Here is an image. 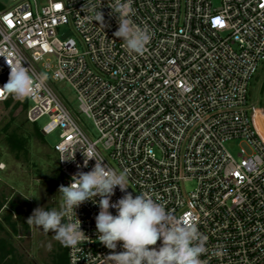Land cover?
Returning a JSON list of instances; mask_svg holds the SVG:
<instances>
[{"label":"built area","instance_id":"built-area-1","mask_svg":"<svg viewBox=\"0 0 264 264\" xmlns=\"http://www.w3.org/2000/svg\"><path fill=\"white\" fill-rule=\"evenodd\" d=\"M12 1L0 10V55L30 67L37 86L26 120L46 117L40 132L58 131L61 185L92 170L95 160L83 167L92 150L127 170L134 197L143 192L196 223L207 237L206 264H264V138L256 118H264V98L250 96L264 70V0H132L131 18L151 37L142 54L114 36L116 0ZM98 12L104 26L94 20ZM63 28L74 36L60 38ZM9 72L0 56V87ZM50 79L70 85L95 135ZM233 140L247 150L233 156L225 147ZM124 194L117 187L110 203ZM95 199L76 209L86 237L65 247L67 264H112L113 250L97 239Z\"/></svg>","mask_w":264,"mask_h":264},{"label":"clouds","instance_id":"clouds-1","mask_svg":"<svg viewBox=\"0 0 264 264\" xmlns=\"http://www.w3.org/2000/svg\"><path fill=\"white\" fill-rule=\"evenodd\" d=\"M132 0L121 3L116 0L114 13H118V30L114 36L120 38L130 54H142L150 41L147 28L135 24L131 18ZM96 22L104 26V17L98 12ZM3 56L10 69L7 82L0 87V100L9 96L24 101L33 95L37 86L30 73V67L23 66L19 58ZM40 82L48 79L46 73L40 74ZM83 167L95 160L91 171H78L72 176L68 186L60 185L59 209L38 207L28 217L30 226L41 228L45 233H54V239L64 247H75L85 240L81 230V221L76 209L86 201H98L100 211L95 217L97 239L106 248L113 250L107 256L112 264H206L201 259L206 255L207 237L199 232L196 223L177 217L167 210L157 199L140 192L135 197L127 192L129 186L127 170L117 171L99 158L92 150L83 153ZM75 159V153L70 161ZM79 168L80 166L77 165ZM123 193L115 203H110L115 189ZM116 209L113 215L109 209ZM161 241V246L155 247ZM118 242H122L123 251L116 253Z\"/></svg>","mask_w":264,"mask_h":264},{"label":"rangeland","instance_id":"rangeland-1","mask_svg":"<svg viewBox=\"0 0 264 264\" xmlns=\"http://www.w3.org/2000/svg\"><path fill=\"white\" fill-rule=\"evenodd\" d=\"M0 2L4 8L13 5L12 0ZM70 35L74 36L68 28L59 32L60 38ZM262 75L264 70L259 69L257 80L251 82L250 96L253 100L264 98V91L261 93L258 88ZM49 84L61 94L86 129L95 135L91 121L77 112L76 96L70 85L52 79ZM30 104L28 101V106ZM25 111L23 105L14 98L8 105L0 102V240L3 242L0 246V264L11 259H14L15 264H47L52 251L63 247L54 239L53 232L45 233L28 223L27 228L23 227L9 208V201L23 203L28 209L26 220L38 207L59 209L61 175L57 154L53 149L58 140V131L43 135L38 129L47 118L42 117L32 123L26 120ZM256 118L264 138V118ZM225 147L233 156L241 148L247 150L244 143L234 140L226 142ZM190 187L191 183H187L186 188Z\"/></svg>","mask_w":264,"mask_h":264},{"label":"trees","instance_id":"trees-1","mask_svg":"<svg viewBox=\"0 0 264 264\" xmlns=\"http://www.w3.org/2000/svg\"><path fill=\"white\" fill-rule=\"evenodd\" d=\"M4 9V7H0V10ZM264 89V85H262L260 92L262 93ZM13 100V97L9 96V98L5 101H3L6 105H8ZM18 103H21L23 105V108L27 109L28 107V101L25 99L24 101H18ZM17 104V103H16ZM38 131H40L38 129ZM24 139V138H22ZM9 208L11 211L16 215V217L20 220V223L23 227L27 228V214L28 209L26 206L23 205V203H18L15 201H9ZM13 228V227H12ZM3 245V242L0 240V246ZM2 264H15L14 259H11L7 262H2ZM47 264H67V256H66V249L65 247H61L60 249H57L55 251H52L49 257V261Z\"/></svg>","mask_w":264,"mask_h":264},{"label":"crops","instance_id":"crops-1","mask_svg":"<svg viewBox=\"0 0 264 264\" xmlns=\"http://www.w3.org/2000/svg\"><path fill=\"white\" fill-rule=\"evenodd\" d=\"M1 6L4 7V6L1 4V2H0V7H1Z\"/></svg>","mask_w":264,"mask_h":264}]
</instances>
